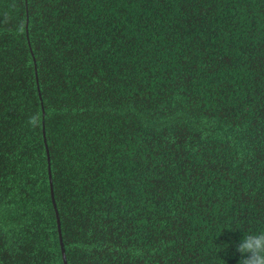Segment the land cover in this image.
<instances>
[{"label": "trees", "instance_id": "trees-1", "mask_svg": "<svg viewBox=\"0 0 264 264\" xmlns=\"http://www.w3.org/2000/svg\"><path fill=\"white\" fill-rule=\"evenodd\" d=\"M44 144L68 264H238L264 0H0V264H63Z\"/></svg>", "mask_w": 264, "mask_h": 264}, {"label": "clouds", "instance_id": "clouds-1", "mask_svg": "<svg viewBox=\"0 0 264 264\" xmlns=\"http://www.w3.org/2000/svg\"><path fill=\"white\" fill-rule=\"evenodd\" d=\"M40 120V113L36 112L28 118V125L32 128H38ZM222 247L227 248L228 245L225 244ZM235 249L241 256L238 264H264V228L259 230L248 229L235 244Z\"/></svg>", "mask_w": 264, "mask_h": 264}, {"label": "water", "instance_id": "water-1", "mask_svg": "<svg viewBox=\"0 0 264 264\" xmlns=\"http://www.w3.org/2000/svg\"><path fill=\"white\" fill-rule=\"evenodd\" d=\"M42 133L44 134L43 119H42ZM43 134H42V139H43V142H44ZM44 147H45L46 160H47V164H48V154H47V149H46V145L45 144H44ZM48 178H49L48 188H49L50 201H51V205H52V208H53V212H55V218H56L57 239H58V244H59V251H60L61 261H63V264H68L66 259H65V256H64L63 243H62V240H61L60 218H59L58 212L56 211V207H55V203H54V199H53V195H52V187H51L52 178H51V171H50V165L49 164H48Z\"/></svg>", "mask_w": 264, "mask_h": 264}]
</instances>
